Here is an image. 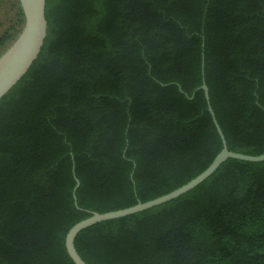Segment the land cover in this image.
<instances>
[{
	"label": "trees",
	"instance_id": "1",
	"mask_svg": "<svg viewBox=\"0 0 264 264\" xmlns=\"http://www.w3.org/2000/svg\"><path fill=\"white\" fill-rule=\"evenodd\" d=\"M7 6L0 56L23 29ZM0 99V264H76L68 230L170 192L222 149L264 152V0H47ZM76 177L80 185L73 193ZM88 264H264V160L227 158L164 203L82 229Z\"/></svg>",
	"mask_w": 264,
	"mask_h": 264
},
{
	"label": "water",
	"instance_id": "2",
	"mask_svg": "<svg viewBox=\"0 0 264 264\" xmlns=\"http://www.w3.org/2000/svg\"><path fill=\"white\" fill-rule=\"evenodd\" d=\"M25 15V23L22 31L15 39V41L7 48V50L0 56V99L24 76L29 70L33 62L37 59L41 52L45 38L47 36L48 22L46 18V1L47 0H19ZM204 90L206 100L208 103V110L210 111L216 128L222 139V149L214 157L212 162L198 175L190 179L188 182L171 190L168 193L155 197L147 201H139L138 203L109 210L105 212L93 211L91 215L76 222L67 232L65 244L68 254L71 256L76 264H88L78 252L75 240L78 233L99 221L112 219L116 217L125 216L138 211H142L153 207L155 205L164 203L173 198H176L183 193L194 188L207 177H209L222 162L227 158L233 157L237 159L249 161H263L264 152L260 154H247L238 152L228 148L227 140L223 130L217 120L215 111L210 103L209 87L203 80L200 86ZM80 185V180L76 177V185L73 193L76 200V189Z\"/></svg>",
	"mask_w": 264,
	"mask_h": 264
},
{
	"label": "rangeland",
	"instance_id": "3",
	"mask_svg": "<svg viewBox=\"0 0 264 264\" xmlns=\"http://www.w3.org/2000/svg\"><path fill=\"white\" fill-rule=\"evenodd\" d=\"M7 8V6L0 8V31L4 28L6 23V13L8 12Z\"/></svg>",
	"mask_w": 264,
	"mask_h": 264
}]
</instances>
